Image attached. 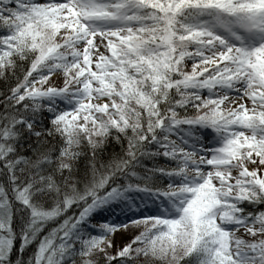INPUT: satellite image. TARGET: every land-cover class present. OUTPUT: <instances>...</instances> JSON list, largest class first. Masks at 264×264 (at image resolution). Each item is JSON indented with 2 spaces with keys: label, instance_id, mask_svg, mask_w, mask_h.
<instances>
[{
  "label": "snow or ice",
  "instance_id": "6c2138e0",
  "mask_svg": "<svg viewBox=\"0 0 264 264\" xmlns=\"http://www.w3.org/2000/svg\"><path fill=\"white\" fill-rule=\"evenodd\" d=\"M0 264H264V0H0Z\"/></svg>",
  "mask_w": 264,
  "mask_h": 264
}]
</instances>
